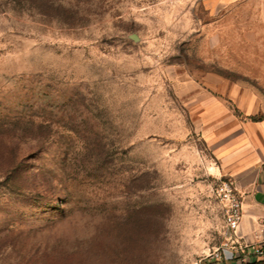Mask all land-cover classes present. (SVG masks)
<instances>
[{"label": "rangeland", "instance_id": "1", "mask_svg": "<svg viewBox=\"0 0 264 264\" xmlns=\"http://www.w3.org/2000/svg\"><path fill=\"white\" fill-rule=\"evenodd\" d=\"M253 115L264 0H0V264H225Z\"/></svg>", "mask_w": 264, "mask_h": 264}, {"label": "crops", "instance_id": "2", "mask_svg": "<svg viewBox=\"0 0 264 264\" xmlns=\"http://www.w3.org/2000/svg\"><path fill=\"white\" fill-rule=\"evenodd\" d=\"M240 126L236 142L220 151V157L225 159L223 173L236 179L242 191L243 217L235 234L243 242L264 245V120L246 119ZM222 261L264 264V258L256 256L244 263Z\"/></svg>", "mask_w": 264, "mask_h": 264}, {"label": "built area", "instance_id": "3", "mask_svg": "<svg viewBox=\"0 0 264 264\" xmlns=\"http://www.w3.org/2000/svg\"><path fill=\"white\" fill-rule=\"evenodd\" d=\"M219 192L226 202L225 225L227 239L218 247L212 256L216 260H233L244 263L248 258L256 256L264 258V245L241 241L235 234L243 217L242 191L238 181H224Z\"/></svg>", "mask_w": 264, "mask_h": 264}, {"label": "trees", "instance_id": "4", "mask_svg": "<svg viewBox=\"0 0 264 264\" xmlns=\"http://www.w3.org/2000/svg\"><path fill=\"white\" fill-rule=\"evenodd\" d=\"M250 118H251V120H253V121H261V120H264L263 117H258V116H255V115L250 116Z\"/></svg>", "mask_w": 264, "mask_h": 264}]
</instances>
